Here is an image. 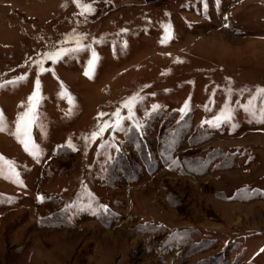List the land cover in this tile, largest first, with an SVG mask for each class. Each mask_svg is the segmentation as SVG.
I'll list each match as a JSON object with an SVG mask.
<instances>
[{
	"label": "rangeland",
	"instance_id": "1",
	"mask_svg": "<svg viewBox=\"0 0 264 264\" xmlns=\"http://www.w3.org/2000/svg\"><path fill=\"white\" fill-rule=\"evenodd\" d=\"M262 1L0 0V264H264Z\"/></svg>",
	"mask_w": 264,
	"mask_h": 264
},
{
	"label": "snow or ice",
	"instance_id": "2",
	"mask_svg": "<svg viewBox=\"0 0 264 264\" xmlns=\"http://www.w3.org/2000/svg\"><path fill=\"white\" fill-rule=\"evenodd\" d=\"M73 3L77 5V7L82 8V14L84 13H92L94 9L90 4H82L81 0H73ZM227 27V25H225ZM67 42V41H65ZM79 44L77 45V48H60L59 50L45 53L44 58L48 60H52L53 63H55L58 59H60L62 56L67 55L69 52L76 51L78 50ZM92 60L89 61L88 69L84 72L85 76H88L91 78V73L95 67V61L97 59L95 52L92 54ZM20 79H25L24 77H21ZM0 87H3V85H0ZM39 90H40V82L39 80L36 81V90L33 92V94L28 98L29 99V109L25 113H23L21 116L18 117L17 122H16V135L17 138L20 140V142L24 145L25 151L29 150V140H30V127L33 124L34 120L36 119L34 109H35V101L38 98L39 95ZM142 98H138L137 96L130 97L128 100L124 101V106L127 108L128 115L122 116L121 111L117 110L116 112L112 113V119L103 121L101 125H98V131H94L91 133V138L93 141H95L98 137H102L103 133L107 131L108 129H111L112 131H123L126 134L130 133L133 131V129L136 132H140L142 130L143 125L139 121H134L133 120V107L134 103ZM260 100L261 101V107L258 109V111H251L252 116H258L259 122L264 123V88H257L256 92L253 96L248 101V106L245 107V111L249 112L252 109L253 101L255 100ZM157 106H153V110L156 109ZM188 104L185 103L184 109H187ZM184 109H181V112L183 113ZM106 114L101 113V116H104ZM232 119V110L228 108L227 106L225 107L222 112L217 115L214 119V121H204L205 124L212 125L214 127H219L222 122H228ZM132 121L131 127H125L124 126V121ZM3 122V115L0 113V125H2ZM0 131H3V127L0 126ZM21 133L25 137V139H21ZM69 148L73 149L75 151L74 146L72 145L71 141L69 140L68 145ZM102 148L105 147H111V145H105L101 143L100 145ZM117 152L120 150L117 148ZM33 154L34 153H30ZM108 160H111L112 157L108 156ZM0 160H3V157H0ZM8 164V169L9 172L16 177V182L22 183L19 181V173L15 171L14 164L12 162H5ZM2 174V173H0ZM42 199V198H38ZM91 208V205H89ZM101 209H103L104 212L108 211V208L106 205H99ZM93 215H96V210H93L92 212ZM262 252H264V249H261Z\"/></svg>",
	"mask_w": 264,
	"mask_h": 264
},
{
	"label": "crops",
	"instance_id": "3",
	"mask_svg": "<svg viewBox=\"0 0 264 264\" xmlns=\"http://www.w3.org/2000/svg\"><path fill=\"white\" fill-rule=\"evenodd\" d=\"M262 5L264 6V0L262 1Z\"/></svg>",
	"mask_w": 264,
	"mask_h": 264
}]
</instances>
